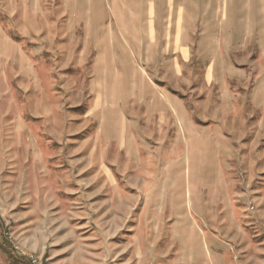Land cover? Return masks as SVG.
<instances>
[{
  "label": "rangeland",
  "instance_id": "rangeland-1",
  "mask_svg": "<svg viewBox=\"0 0 264 264\" xmlns=\"http://www.w3.org/2000/svg\"><path fill=\"white\" fill-rule=\"evenodd\" d=\"M82 2L0 0V264H264V0Z\"/></svg>",
  "mask_w": 264,
  "mask_h": 264
},
{
  "label": "crops",
  "instance_id": "crops-1",
  "mask_svg": "<svg viewBox=\"0 0 264 264\" xmlns=\"http://www.w3.org/2000/svg\"><path fill=\"white\" fill-rule=\"evenodd\" d=\"M41 1H43V0H34V4H39ZM46 1V0H45ZM69 1H73V2H75V4L74 5H72L73 6V8L74 7H76L77 6V1H80V0H69ZM83 2V5H81L78 9H77V11H80L81 13H82V15H88V14H90V15H93V12H91V10H92V5L90 4V2L91 1H93V0H82ZM110 2H111V5H113V6H116L117 8L120 6V7H122L121 5H120V0H110ZM77 8V7H76ZM76 8H74L75 10H76ZM132 11H130L129 13H132V15L131 16H133V18H132V21H130L132 24H130L131 26H132V28H139V27H141L142 25V23L143 22H146L144 25H143V27L147 30V35L153 40V38L155 37V33H156V30H155V23H154V21H153V19H151V17L153 16V13H154V4L152 3V2H150L149 3V6H148V8H147V13H148V15L150 16V18L149 17H147V18H144L143 16H141V14H140V12L142 11V10H140V8L138 7V6H135L133 9H131ZM34 11L35 10H32V12L34 13ZM31 12V13H32ZM95 12H97L98 13V15L97 16H100V14H101V11H96V7H95ZM180 21H181V17H179V19H178V25L180 26L181 25V23H180ZM99 24H102V22H98ZM139 23H141V24H139ZM177 37H179L180 38V29L178 30V34H177ZM188 57V52L187 51H185V49H183V51H182V58H187ZM213 69H214V67H213V65H211V66H208L206 69H204L203 70V72H204V77H205V79H204V84L205 85H207V86H211L212 85V81H213ZM181 70V69H180ZM178 71L179 73H182L181 71ZM151 87H153V85H151L150 84V82L148 83ZM154 87H156V85L154 86ZM153 87V88H154ZM98 95L100 96V92L98 91ZM161 95L164 97L165 95H164V93H161ZM167 96V95H166ZM233 96H234V94H233ZM168 97V96H167ZM97 100H99V97H98V99ZM168 101H169V99H168ZM216 103H215V105H214V107H212V110H211V106L209 107V109L211 110V111H213V113H218L219 112V110L220 109H222V107H223V104L221 103L222 101H220V100H214ZM170 102V104H172V102L171 101H169ZM203 103V102H202ZM204 105L203 106H205V102L203 103ZM185 109L184 110H182V114L181 115H178L176 112H174L175 113V116H177V117H175L174 116V114L172 115L173 116V118H174V121H175V124H176V128L177 129H179V130H181V131H185L186 130V128L187 129H190L191 130V132H190V136H194V135H196L197 136V134H199V132H201V130H196V128L194 127V122H193V120H192V117L190 118V116L189 115H187L186 113H185ZM207 113H204V115H205V117L204 116H202L201 118H200V125H202V126H204V128L206 127V126H208V122L210 121V120H208V119H210V118H206L207 117V115H206ZM212 114V113H211ZM204 117V118H203ZM183 118V119H182ZM158 124H159V127H158V131L159 132H161V135H162V133H163V124H164V122H163V120L162 119H160L159 121H158ZM241 124L242 123H240L239 122V120L238 121H236L235 123H234V128H237L236 130H237V132L238 133H240L241 132ZM207 135H209V133L207 134Z\"/></svg>",
  "mask_w": 264,
  "mask_h": 264
}]
</instances>
